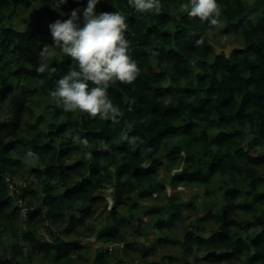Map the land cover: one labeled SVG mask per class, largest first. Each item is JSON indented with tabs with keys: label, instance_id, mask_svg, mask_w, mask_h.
<instances>
[{
	"label": "trees",
	"instance_id": "obj_1",
	"mask_svg": "<svg viewBox=\"0 0 264 264\" xmlns=\"http://www.w3.org/2000/svg\"><path fill=\"white\" fill-rule=\"evenodd\" d=\"M184 2L161 0L157 14L137 12L128 0L96 6L98 14L126 17L129 51L140 68L132 84L109 87L120 115L102 121L65 112L49 95L77 67L71 57L56 49L49 68L37 71L45 44L54 47L46 19L54 10L67 19L87 0H67L59 8L57 0H0V105L8 114H0V246L5 233L12 236L0 247V264H79L72 253L89 236L79 226L95 228L100 203L106 217L96 242L106 247L95 249L91 264H175L172 254L152 259L167 236L149 248L128 241V234L143 232L140 215L159 233L179 218L196 217L192 227L208 236L183 232L184 264H264V0H217L226 33L241 38L228 52L209 41L216 25L189 17L180 8ZM14 11L29 18L25 27L11 23ZM29 152L34 165L24 170ZM161 168L173 191L204 187L214 196L205 215L164 193ZM5 176L32 178L18 188L28 206L25 219ZM215 178L220 185L207 189ZM203 221L213 225L208 229ZM40 225L57 229L50 240L36 237ZM116 243L123 246L109 252L107 245ZM131 246L139 259L129 257Z\"/></svg>",
	"mask_w": 264,
	"mask_h": 264
},
{
	"label": "clouds",
	"instance_id": "obj_2",
	"mask_svg": "<svg viewBox=\"0 0 264 264\" xmlns=\"http://www.w3.org/2000/svg\"><path fill=\"white\" fill-rule=\"evenodd\" d=\"M100 2L87 0L82 11L73 9L67 19H56L50 23L48 28L54 47L45 44L41 55L48 61L56 56V49H59L77 66L58 79L54 90L50 91L49 95L57 105L62 106L65 112L80 111L91 118L116 121L120 110L109 96V87L118 82L132 84L140 74V68L129 51L126 17L119 12L98 14L96 6ZM128 2L135 11L143 14H157L161 10V0ZM66 3L67 0H57L54 7L59 8ZM180 8L189 17L198 18L210 27L218 24L221 15L217 0H185ZM48 68L45 62L37 71L44 73ZM55 70L53 67L52 71ZM90 82L94 86L90 87ZM83 143L87 144V141ZM28 156L35 159L32 152Z\"/></svg>",
	"mask_w": 264,
	"mask_h": 264
},
{
	"label": "rangeland",
	"instance_id": "obj_3",
	"mask_svg": "<svg viewBox=\"0 0 264 264\" xmlns=\"http://www.w3.org/2000/svg\"><path fill=\"white\" fill-rule=\"evenodd\" d=\"M33 7H35L33 5ZM28 11V9H26ZM56 19H63V16L60 14L59 11L54 10L52 12V16L50 18L46 19L45 22V31L48 35H50V31L48 28V25L52 22H54ZM29 21V18L26 17V14L24 12H18L14 11L12 14L11 18V23L16 27V28H22L25 27L27 22ZM226 22L223 18H219L218 24L216 25V28L214 30H211L208 33V37L210 38V42L216 47V49L223 50L225 52H228L232 47L237 46L241 43V38L236 35L232 34H227L226 33ZM41 64L47 62L45 61L44 57L41 55L40 56ZM41 97H35V100H41ZM34 110L37 111L36 108ZM0 114L3 117H7V110L5 105H0ZM34 165V160L29 159L28 157L24 159V170L30 169V167ZM31 180L32 178H28ZM158 179L160 181L165 182V191L164 193L166 195L170 194H175L178 197V200L182 201L183 203H187L186 205H189L186 210L190 209L191 207H195L196 209L199 210V216L205 215L206 210L209 207V203H211L215 198L213 195L206 196L204 194L205 188L204 187H182V188H177L175 191H173L171 188L168 187V173L166 168H161L160 173L158 175ZM27 180V181H29ZM221 178H215L211 181V183L207 186V189L212 190L218 185H220ZM110 190H106L105 192H102L107 196V193H109ZM219 200V197L218 199ZM148 203V202H147ZM193 204L191 206V204ZM103 203H100L97 210H96V218L92 220L93 225L95 228L92 231H88L86 228L89 227L90 223L86 222L83 225L79 226L80 232L83 233H88L89 236H83L81 238L82 242L85 244V247H83L78 253H72V258L76 260L79 264H91V260L93 256L95 255V249L98 247H106V244H101L99 242H96V236L99 235L104 231V220L106 217V213H103L101 211V206ZM111 205V204H110ZM109 205V207H110ZM185 215V214H184ZM196 217L192 216L188 219L182 217L173 223L168 228H164L162 233H159V231L156 230V228L152 227V222H148L149 218L145 217L143 215H140V219L142 221V225L144 227L143 232L141 235L137 236L135 234H128L127 239L130 243L135 242L134 245H139L143 244L146 248H149V245L154 243L155 239L157 237H163L167 236L168 242L164 245V248H159L157 251V255L152 257L153 260L155 261H160L162 256L165 254H172L174 256V262L175 264H184L183 256H182V251L180 250V241L182 239V234L185 230H194L192 227V222L195 220ZM201 225L205 226L206 228H210L213 223L211 221H203L200 223ZM23 226V225H20ZM62 227L59 228L60 231H62ZM127 231H132V227L126 225ZM57 229L54 227L50 226H37V233L36 237L40 238L42 241H47L50 240L51 235L56 231ZM195 231V235H203V236H208V231L206 232H200V231ZM10 232L5 233L3 235V243L8 246V243H12V238H11ZM19 243L21 241L18 239ZM3 243H1L0 247H3ZM193 249H196V245H193ZM118 250V249H117ZM127 252L129 254V257L131 258H138L139 257V252L137 248L135 249V246H131L127 248ZM113 253V251H112ZM199 256H202V252H198ZM139 259V258H138ZM192 258L189 257V260ZM113 264V263H112ZM134 264H137V261L134 262ZM207 264V263H205Z\"/></svg>",
	"mask_w": 264,
	"mask_h": 264
},
{
	"label": "built area",
	"instance_id": "obj_4",
	"mask_svg": "<svg viewBox=\"0 0 264 264\" xmlns=\"http://www.w3.org/2000/svg\"><path fill=\"white\" fill-rule=\"evenodd\" d=\"M5 181L7 183V189H8L9 195L13 197L15 204L19 208V215H20L21 219H25L26 214H27V210H28V206L26 205L25 201L21 197L18 196V188L19 187L26 188L28 185V182L25 179L14 178L11 176H5ZM116 246L122 247L123 243L108 244L107 249L109 252H111L114 249V247H116Z\"/></svg>",
	"mask_w": 264,
	"mask_h": 264
}]
</instances>
